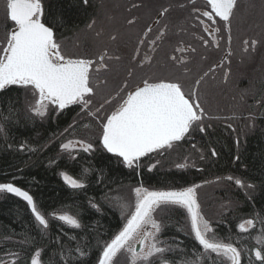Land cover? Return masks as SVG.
Instances as JSON below:
<instances>
[{"label": "trees", "instance_id": "trees-1", "mask_svg": "<svg viewBox=\"0 0 264 264\" xmlns=\"http://www.w3.org/2000/svg\"><path fill=\"white\" fill-rule=\"evenodd\" d=\"M42 3V21L53 27L56 40L86 35L85 28L97 11V6H91V0L87 4L84 0H42ZM255 62L244 73L248 79L254 75L260 80L253 85L261 95L264 79L259 77L264 65L259 59ZM26 91L16 85L0 91V126L5 129L0 133V183H13L28 191L49 219V227L43 229L38 225L22 198L0 192V259L11 264L8 254L19 253L18 264H31L33 254L41 250L42 264H98L104 242H110L126 221L117 202L105 199L106 195L120 196L127 201L130 189L135 186L178 191L222 181L223 185L213 195H217L218 201H226L228 206L212 221V228L218 238L233 243L241 251V264H260L255 259V251L264 250V244L257 243L258 238L264 237V225L259 222L264 218V102L253 111L254 127L244 134L242 121L234 127L227 119L212 122L203 132L189 133L181 146L195 145L204 155L195 166L173 167L166 157L152 152L140 158L139 167L128 168L122 158L102 148L100 129L94 135L92 151L80 150L73 156L65 154L61 145L68 138L97 128L98 118L90 114L93 109L87 112V118H83L84 113L77 104L63 110L52 108L44 117H38L26 105ZM219 91L223 94L219 100L222 106L227 101L224 97L231 99V94L225 88ZM107 108L97 112L99 117L103 111L110 110ZM244 120L246 123L247 119ZM62 172L81 180L85 187H70L61 178ZM229 176L243 181L245 187L228 180ZM90 201L98 203L101 211L92 208ZM53 212L75 215L82 227L68 226L51 216ZM247 219H255L256 227L242 233L238 225ZM159 222L162 229L158 239L174 249L165 254L169 260L181 264L183 258L191 259L194 251H202L191 233L185 208L161 206ZM78 247L87 255L80 256ZM214 261L227 264L215 254H210L201 264Z\"/></svg>", "mask_w": 264, "mask_h": 264}, {"label": "snow or ice", "instance_id": "snow-or-ice-1", "mask_svg": "<svg viewBox=\"0 0 264 264\" xmlns=\"http://www.w3.org/2000/svg\"><path fill=\"white\" fill-rule=\"evenodd\" d=\"M84 3L87 4L88 0H84ZM207 4L211 7V12L204 11L202 15L213 22L214 17H219L230 32L231 18L237 0H207ZM5 11L10 27L6 33V43L0 45V91L13 85L31 88L33 94L38 97L31 106V111L40 117L47 114L49 105L59 110L76 104L81 106L82 111L89 109L92 104L91 98L95 95L91 75L95 62L82 58L73 59L62 53L61 45L55 39L53 27L42 21L44 15L42 0H5ZM166 11L167 9L164 10ZM205 30L207 31V28ZM230 40L229 36V42ZM207 43L205 41V44ZM244 43L248 44V41ZM251 43L254 46L257 42L253 40ZM99 61L101 67H107L103 64V55L99 57ZM131 75L129 72V76ZM142 83V87H136L134 91L129 92L118 109L101 121L100 145L108 153L122 158V162L128 168L139 167L140 158L149 153L170 148L173 142L180 141L189 134L194 125L200 124V131H204L201 121L205 111L198 101L193 100L195 92L186 94L178 81L150 82L144 79ZM199 83L197 80L196 84ZM127 86L125 83L124 87ZM103 107L102 104L100 108ZM98 111L100 109H97ZM71 127L72 125H69V128ZM3 132L5 129L0 126V133ZM76 144L85 152L94 149L92 143L71 140L63 143L61 147L68 151ZM23 147L21 145V149ZM212 155H216L214 150ZM61 175L70 187L74 189L85 187L81 180L66 173ZM227 179L232 180L233 177L229 176ZM235 183L245 187L240 179H236ZM198 187L199 185H194L181 191H150L138 186L133 189L134 206L124 201L123 197L106 195L105 199L117 202L126 223L110 242H104L98 264H120L121 255L126 256L129 264H177L175 260L166 257L165 254L174 249L167 242L158 239L162 226L153 217V213L164 205H177L187 210L191 233L202 249L200 252L194 251L191 259L183 258L181 264H201L202 260L207 261L210 258V254L224 258L230 264H241V251L233 243H226L218 238L210 222L201 214L196 193ZM247 187L251 188L253 185ZM0 192L12 193L22 198L38 225L43 229L49 227V219L28 191L13 183H0ZM90 205L101 211L98 203L90 201ZM133 207L134 210L129 211ZM50 215L70 227L76 229L82 227L80 220L68 212H53ZM259 222L264 225V218ZM146 225H151L154 231L144 232ZM255 227V219H247L238 225L242 233H247L249 229ZM138 234L141 235L139 242L142 246L139 251L130 243ZM257 243L264 244V237L258 238ZM76 251L80 256L87 255L79 247ZM8 255L12 258L11 264H18L19 253ZM40 257L41 250H37L31 258V264H42ZM255 259L264 264V250H256ZM0 264L7 262L0 259Z\"/></svg>", "mask_w": 264, "mask_h": 264}, {"label": "rangeland", "instance_id": "rangeland-1", "mask_svg": "<svg viewBox=\"0 0 264 264\" xmlns=\"http://www.w3.org/2000/svg\"><path fill=\"white\" fill-rule=\"evenodd\" d=\"M257 1L258 4L255 6L253 0H237L231 18L230 32L225 27V23L221 27L201 23L198 20L201 16L200 10L195 11L194 9L197 7L191 6L190 10H186V14L180 16L183 19L189 18L188 26L185 21H182L175 30L176 33L177 29L181 27L185 29L183 32H181L182 29L178 30V33L181 32V43L177 41L173 45L167 41L169 39L167 31L162 33L160 28L155 31L153 36L140 33L141 23L139 20L141 17L152 18L147 23V27L150 28L153 24L152 21L158 15L162 16L161 13L168 9L167 5L157 10L150 6L151 0H91V6H97L95 7L97 11L93 12L91 21L85 28L87 34L56 41L61 45V51L65 56L73 59H89L95 62L91 73L95 95L91 98L92 104L89 109L82 111L80 106V110L84 113L83 118H87V112L93 109L91 115L98 118L95 122L97 128L94 127L93 131L79 134L77 137H70L64 143L71 140L93 144L94 135L99 134L101 121L104 117L108 113L111 115L113 111H116L129 92L143 85L144 79H148L150 82L178 81L182 84L186 94L195 92L193 100L198 101L205 111L201 121L203 128L211 125L214 121L225 122L227 119V122H232L234 127L242 121L241 123L244 124L243 134L246 130L252 129L256 116L253 111L264 102V88L260 95L259 88L256 86L255 89L253 85L257 81L256 77L253 75L248 79L244 73L246 67L255 64L258 59L261 65H264V0ZM141 2L148 3L147 7L144 5L142 8L143 6L139 5ZM90 25L91 27H89ZM229 36L231 37L230 42ZM253 37L257 42L254 46L251 43ZM205 41L208 43L205 44ZM244 41H248V44H245ZM4 43H6V34L2 35L0 32V45ZM172 48L173 50H171ZM102 55L104 56L103 64L107 65L106 68L101 67L99 61V57ZM97 69L99 70L97 71ZM129 72L132 73L131 76H129ZM259 78L264 79V67L260 71ZM197 80L200 81L199 85L196 84ZM125 83L128 85L127 87H124ZM220 88H225L231 94V99L224 97L227 101L225 105L222 103V106L221 101L219 102L220 97L223 96V94L220 95ZM25 89L27 90L26 105L31 111V106L38 97L33 94L31 88ZM106 101L108 102L106 103ZM232 102L235 103V106L232 105ZM102 104L110 110L103 111L99 117L97 109L101 110ZM52 108L57 109L55 106L49 105L47 113ZM244 119H247L246 123ZM228 125L230 124L228 123ZM195 130H200V124L194 125L189 133L191 134ZM188 135L186 134L182 140L188 139ZM182 140L173 142L170 148L157 150L153 153L159 154V157H166L173 167L184 165L186 168L197 165L204 158L203 152L195 145L182 147ZM61 150L65 154L73 156L82 148L76 144L71 150L65 151L62 147ZM61 178L63 179L62 175ZM231 181L235 183V179ZM219 182L220 184L218 182L216 184H197L199 187L196 189L201 214L210 222L211 227L212 221L218 216V213L225 212L228 206L226 201H218L217 195H213V191L223 185L222 181ZM135 187L129 191V200L126 201L124 198V201L133 206L135 202L133 189ZM132 210L134 207L129 211ZM153 217L160 223L159 208L153 213ZM151 231H154L151 225L144 227V232ZM140 239L141 235L138 234L131 240L132 247L135 248ZM119 261L120 264H129L125 255H121ZM226 263L230 264L227 261Z\"/></svg>", "mask_w": 264, "mask_h": 264}, {"label": "flooded vegetation", "instance_id": "flooded-vegetation-1", "mask_svg": "<svg viewBox=\"0 0 264 264\" xmlns=\"http://www.w3.org/2000/svg\"><path fill=\"white\" fill-rule=\"evenodd\" d=\"M5 0H0V32L2 35H5L8 31V28L10 27V21L6 17V11H5ZM189 2V3H188ZM185 1V0H151L149 3L150 6H153L157 10L163 6H166L168 9L166 12L163 13L162 16H157L152 22L153 24L149 27H147V23L152 20V18L148 17H141L139 22L141 23V28H140V33L141 35H148V36H153L155 31H158L160 28L162 33H166L169 35L167 41L171 44H175L177 41L181 43V38L180 34L185 31V29L179 28L177 29V32L175 33V30L177 26L179 27L181 25L182 21H185V24L188 26L187 21L189 18L183 19L180 16L186 14V10H190L191 6L197 7L195 8L196 10H200V17L198 20H200L201 23H206L207 25H223V21L220 20L219 17H214L215 22L213 20H209L207 17H204L202 13L204 11H209L211 12V7L207 4V0H190V1ZM188 3V5H187ZM253 4L256 6L258 4L257 0H253ZM139 5L143 6L144 5L147 7L148 3L146 2H141ZM196 13V12H195ZM198 13V14H199ZM167 16V17H166ZM43 18V17H42ZM190 21V20H189ZM163 25V27H162ZM146 26V27H145ZM167 28V29H166ZM151 29V31H149ZM181 32L178 33V30H181ZM148 30V31H147ZM6 32V33H5ZM211 34L213 32H210ZM180 38V39H179ZM166 40V39H165ZM255 40V37L252 38V41ZM173 50V48L171 49ZM170 50V51H171Z\"/></svg>", "mask_w": 264, "mask_h": 264}, {"label": "water", "instance_id": "water-1", "mask_svg": "<svg viewBox=\"0 0 264 264\" xmlns=\"http://www.w3.org/2000/svg\"><path fill=\"white\" fill-rule=\"evenodd\" d=\"M143 86V85H142ZM142 86H139V87H142ZM135 90V89H134ZM133 90V91H134ZM12 194V193H11ZM140 241V240H139ZM138 241V243L135 245V249L137 250V251H139L140 249H141V244H140V242Z\"/></svg>", "mask_w": 264, "mask_h": 264}]
</instances>
